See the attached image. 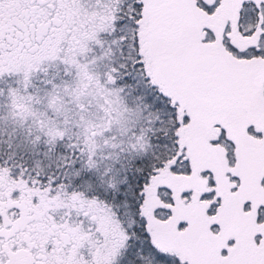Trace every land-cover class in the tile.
Segmentation results:
<instances>
[{
	"label": "snow or ice",
	"instance_id": "6c2138e0",
	"mask_svg": "<svg viewBox=\"0 0 264 264\" xmlns=\"http://www.w3.org/2000/svg\"><path fill=\"white\" fill-rule=\"evenodd\" d=\"M0 264H264V0H0Z\"/></svg>",
	"mask_w": 264,
	"mask_h": 264
}]
</instances>
